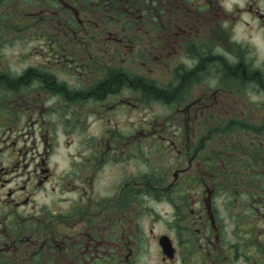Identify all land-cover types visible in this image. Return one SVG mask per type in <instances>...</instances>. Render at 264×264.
I'll return each mask as SVG.
<instances>
[{
    "label": "flooded vegetation",
    "instance_id": "af4514ba",
    "mask_svg": "<svg viewBox=\"0 0 264 264\" xmlns=\"http://www.w3.org/2000/svg\"><path fill=\"white\" fill-rule=\"evenodd\" d=\"M7 36L52 41L0 81V264H264V0H0Z\"/></svg>",
    "mask_w": 264,
    "mask_h": 264
},
{
    "label": "rangeland",
    "instance_id": "374dc122",
    "mask_svg": "<svg viewBox=\"0 0 264 264\" xmlns=\"http://www.w3.org/2000/svg\"><path fill=\"white\" fill-rule=\"evenodd\" d=\"M13 37L14 36H7L0 38V77H2L1 74L6 75L10 71L11 73L7 74L8 79L10 78L16 79V76H19V74L22 72L24 68H26L31 64L40 62V60H42L43 58L42 54H45L46 48L43 49V47H47L45 41L50 40V39L25 38V37L24 39H18V38L15 39ZM151 41H152V33L140 38L136 43L135 47H142L143 50L148 49L150 47ZM101 47L109 48V50H107V54L110 55L112 54L113 43H108L102 45ZM99 51L102 53L101 49ZM99 51H96L94 54L95 55L99 54ZM120 57H122L121 53L118 56H116L115 61L119 62ZM144 59L148 62V59L145 58V56L138 54V52H134L130 58V60L132 61L131 64H133L134 66L133 67L131 65V68L137 67L142 73L152 75L151 73H149L150 71L148 70V67L145 64H143ZM126 64L128 65L129 63ZM166 72L167 71L164 68H159L157 75H155L154 77L158 78L159 80H166L168 78V73L166 74ZM4 86L6 87V84H4ZM123 119L124 117H122V120ZM77 136L78 134L72 136L75 142H77ZM109 176H111V173ZM162 206L166 207L165 204H158V205L156 204V208L158 207V209L156 210H160ZM162 224H157V231L163 230Z\"/></svg>",
    "mask_w": 264,
    "mask_h": 264
},
{
    "label": "trees",
    "instance_id": "16d2710c",
    "mask_svg": "<svg viewBox=\"0 0 264 264\" xmlns=\"http://www.w3.org/2000/svg\"><path fill=\"white\" fill-rule=\"evenodd\" d=\"M48 43H46L47 44V46H49L50 47V45H51V41L52 40H46ZM8 73H11L10 71L8 72ZM7 73V74H8ZM7 74L6 75H4L3 77H0V81H2V79H8V77H7ZM17 78H21V76H16V79ZM2 87H4V83L3 82H0V90L2 89ZM6 88V87H5ZM1 93V92H0Z\"/></svg>",
    "mask_w": 264,
    "mask_h": 264
},
{
    "label": "water",
    "instance_id": "95a60500",
    "mask_svg": "<svg viewBox=\"0 0 264 264\" xmlns=\"http://www.w3.org/2000/svg\"><path fill=\"white\" fill-rule=\"evenodd\" d=\"M162 245L164 246V250L167 252V244L164 242V241H162Z\"/></svg>",
    "mask_w": 264,
    "mask_h": 264
}]
</instances>
